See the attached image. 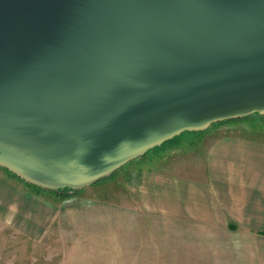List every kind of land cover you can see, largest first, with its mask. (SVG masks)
Returning a JSON list of instances; mask_svg holds the SVG:
<instances>
[{
    "label": "water",
    "instance_id": "obj_1",
    "mask_svg": "<svg viewBox=\"0 0 264 264\" xmlns=\"http://www.w3.org/2000/svg\"><path fill=\"white\" fill-rule=\"evenodd\" d=\"M253 114L264 0H0V166L39 188Z\"/></svg>",
    "mask_w": 264,
    "mask_h": 264
},
{
    "label": "rangeland",
    "instance_id": "obj_2",
    "mask_svg": "<svg viewBox=\"0 0 264 264\" xmlns=\"http://www.w3.org/2000/svg\"><path fill=\"white\" fill-rule=\"evenodd\" d=\"M226 136L264 144V115L184 132L79 190H45L0 166V264H130L128 230L171 227L140 218L142 173L201 176Z\"/></svg>",
    "mask_w": 264,
    "mask_h": 264
},
{
    "label": "crops",
    "instance_id": "obj_3",
    "mask_svg": "<svg viewBox=\"0 0 264 264\" xmlns=\"http://www.w3.org/2000/svg\"><path fill=\"white\" fill-rule=\"evenodd\" d=\"M213 153L201 176L142 173L140 218L171 227L128 230L130 264H264V144L226 136Z\"/></svg>",
    "mask_w": 264,
    "mask_h": 264
},
{
    "label": "trees",
    "instance_id": "obj_4",
    "mask_svg": "<svg viewBox=\"0 0 264 264\" xmlns=\"http://www.w3.org/2000/svg\"><path fill=\"white\" fill-rule=\"evenodd\" d=\"M228 122V121H227ZM65 192L67 191V190H69V189H63ZM62 190V191H63ZM60 191V190H59ZM57 194H62V193H60V192H56Z\"/></svg>",
    "mask_w": 264,
    "mask_h": 264
}]
</instances>
